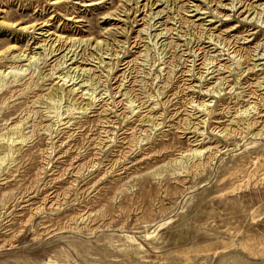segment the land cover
Masks as SVG:
<instances>
[{
    "label": "rangeland",
    "instance_id": "1",
    "mask_svg": "<svg viewBox=\"0 0 264 264\" xmlns=\"http://www.w3.org/2000/svg\"><path fill=\"white\" fill-rule=\"evenodd\" d=\"M0 264H264V0H0Z\"/></svg>",
    "mask_w": 264,
    "mask_h": 264
},
{
    "label": "clouds",
    "instance_id": "2",
    "mask_svg": "<svg viewBox=\"0 0 264 264\" xmlns=\"http://www.w3.org/2000/svg\"><path fill=\"white\" fill-rule=\"evenodd\" d=\"M142 87V86H141ZM143 88V87H142ZM123 95V94H121ZM129 97H131L132 99H136L137 102H138V105L141 103V98L136 94L135 90H133L131 93H129ZM148 97L147 95L145 94V97H144V101H147ZM127 100V97L125 98V101ZM187 101H185V104L187 105ZM120 106H122V108L124 107V104L122 103ZM146 110V109H145ZM125 114H127V109H125ZM189 116H191V113H189ZM183 124V122H181ZM155 131V127H153L152 129H150V132L149 133H146L143 137V139L145 141L149 140L150 139V135H151V132ZM144 145V144H141L140 142L138 141H134L127 149L128 153H129V156H128V159L124 160L123 161V164H121V167H123L125 164H132V162L135 160L133 159V157H135L137 155V153L141 152V146ZM190 156V154H187ZM104 163V161H103ZM111 163V162H110ZM110 163H108L110 165ZM139 164V163H138ZM136 165V164H135ZM159 167H163V165H160ZM90 191V190H89Z\"/></svg>",
    "mask_w": 264,
    "mask_h": 264
}]
</instances>
